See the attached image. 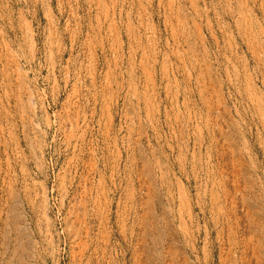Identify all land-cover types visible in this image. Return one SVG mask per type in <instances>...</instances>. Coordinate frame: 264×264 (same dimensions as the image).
<instances>
[{"label": "rangeland", "instance_id": "rangeland-1", "mask_svg": "<svg viewBox=\"0 0 264 264\" xmlns=\"http://www.w3.org/2000/svg\"><path fill=\"white\" fill-rule=\"evenodd\" d=\"M0 264H264V0H0Z\"/></svg>", "mask_w": 264, "mask_h": 264}]
</instances>
